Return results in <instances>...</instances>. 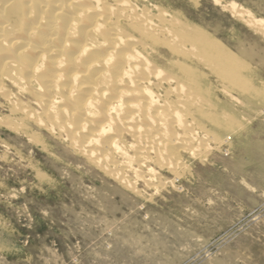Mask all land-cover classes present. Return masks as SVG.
Listing matches in <instances>:
<instances>
[{"label": "bare ground", "instance_id": "bare-ground-1", "mask_svg": "<svg viewBox=\"0 0 264 264\" xmlns=\"http://www.w3.org/2000/svg\"><path fill=\"white\" fill-rule=\"evenodd\" d=\"M249 65L168 0H0V123L45 132L137 197L234 156L230 108L264 101Z\"/></svg>", "mask_w": 264, "mask_h": 264}, {"label": "rangeland", "instance_id": "rangeland-1", "mask_svg": "<svg viewBox=\"0 0 264 264\" xmlns=\"http://www.w3.org/2000/svg\"><path fill=\"white\" fill-rule=\"evenodd\" d=\"M168 1L245 59L264 88V0ZM243 99L251 111L230 108L239 123L233 157L217 151L213 165L191 161L181 190L141 184L138 197L45 132L0 123V264H264V101Z\"/></svg>", "mask_w": 264, "mask_h": 264}]
</instances>
